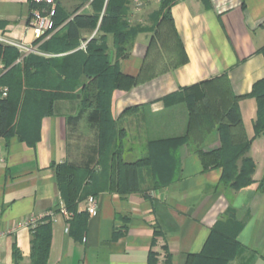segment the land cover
I'll list each match as a JSON object with an SVG mask.
<instances>
[{
    "label": "crops",
    "instance_id": "1",
    "mask_svg": "<svg viewBox=\"0 0 264 264\" xmlns=\"http://www.w3.org/2000/svg\"><path fill=\"white\" fill-rule=\"evenodd\" d=\"M34 1L0 0V42L23 54L26 52L19 44L44 54L28 25L32 11L38 9ZM81 2L54 0L55 7L60 5L70 13ZM128 6L130 16L132 0ZM80 10L89 12L92 6L87 2ZM172 16L187 60L173 66L167 49L149 51L151 33L140 32L129 56L120 60L121 72L137 76L148 64L157 74L130 89L117 88L112 96L115 128L124 130L125 135L124 160L152 154V165L126 177L124 189L119 188L117 171L109 178L104 170L92 183L101 187L96 194H89L98 199L99 208L96 215H88L83 236L71 233L72 218L61 210L66 202L55 164L67 162L100 173L98 113L83 108L80 96L61 98L55 100L53 112L41 119L35 143L21 140L17 134L10 138L0 135L3 264H16L15 247L18 263L31 264L34 227L29 221L35 218L39 224L45 217L52 220L47 264H149L151 253L157 259L155 264H166L168 253L170 264H186L188 254L202 250L212 227L226 219L230 210L235 211L239 227L227 225L241 246L228 264H264V184L260 185L264 181V131H255L258 101L252 94L257 85L264 89V0H230L226 6L213 0L209 7L202 0H178L172 6ZM99 33L97 29L84 30L83 37ZM107 35L114 59L113 35ZM223 74L236 95H245L238 105L247 136L252 139L247 156L255 162L253 181L239 189H218L222 167L204 169L199 153L190 151L186 143H161L181 137L187 130L188 105L184 100L175 101L174 95H184L201 81ZM220 146L214 128L202 148L212 151ZM88 196L78 202L79 212L86 211Z\"/></svg>",
    "mask_w": 264,
    "mask_h": 264
},
{
    "label": "trees",
    "instance_id": "2",
    "mask_svg": "<svg viewBox=\"0 0 264 264\" xmlns=\"http://www.w3.org/2000/svg\"><path fill=\"white\" fill-rule=\"evenodd\" d=\"M81 1V5L71 13L60 5L55 7L51 35H44L35 41L39 51L47 55L34 52L23 54L17 47L0 42V59L5 65V71L0 73L1 136L10 138L17 134L19 139L35 143L39 139L41 119L53 112L55 100L61 98L80 96L81 106L93 109L99 115L100 173L67 162L55 164L59 189L66 208L73 214L70 231L76 237L83 236L86 231L89 215L87 211H78V202L89 194L97 193L101 187L92 183L102 177L104 170L109 178L117 171L119 188L124 189L126 177L131 174L134 177L147 166L150 168L153 161L152 154L130 162L124 160V130L117 131L115 128L111 107L115 89H130L157 73L153 70L154 66L145 64L137 76L124 74L120 69V60L129 56L136 36L148 31L152 33L149 51H160L164 47L173 66L187 60L172 16V6L178 0H159L158 8L151 14L153 24L148 27L130 23V0ZM202 1L207 7L212 5L211 0ZM34 2V6L43 13L50 9L43 1ZM87 2L92 10L81 11L80 8ZM96 29L100 33L86 38V49L79 48L81 41L86 40L83 31ZM109 33L113 35L114 59L107 43ZM2 86L8 88L5 97L1 96ZM258 89L257 85L252 92L258 101L256 134L264 131V89ZM243 97L245 95L233 92L227 74L201 81L184 95L175 94V101L184 100L188 105L187 130L181 137L161 141L177 146L186 143L190 151L199 153L204 169L209 166L222 167L223 173L217 185L221 190L225 187L239 189L253 181L255 162L247 156L252 139L247 136L238 105ZM214 128L219 133L221 146L204 151L202 144ZM155 179L159 178L155 175ZM263 184L264 181L260 184L261 188ZM234 215L235 211L230 210L226 219L216 222L202 250L188 254L186 264H228L241 246L227 225L234 223L239 227ZM32 230L31 264H47L52 243V220L45 217ZM14 256L16 264H19L17 247L14 248ZM171 259L168 253L166 264H170ZM156 260L154 253H151L149 264H155Z\"/></svg>",
    "mask_w": 264,
    "mask_h": 264
},
{
    "label": "built area",
    "instance_id": "3",
    "mask_svg": "<svg viewBox=\"0 0 264 264\" xmlns=\"http://www.w3.org/2000/svg\"><path fill=\"white\" fill-rule=\"evenodd\" d=\"M37 2L45 1L49 4H51L50 9L46 12L43 13L39 9L33 10L31 13V19L28 23L29 27L33 29L35 36L38 38L42 37L45 35V37H49L51 35V31L54 27V19L53 16L55 14V4L54 0H36ZM145 0H132V3L134 4L135 7H140ZM132 4V5H133ZM50 31V32H49ZM88 39L84 40L81 42L79 48L81 49H86ZM21 48L24 49V51L27 53L32 52L33 48L28 47V46H23V45H18ZM25 53V54H26ZM5 71V65L4 63L0 60V73ZM2 90V97H5L7 95L8 88L6 86L1 87ZM98 208H99V201L94 195H89L87 198V204L85 210L90 214V215H96L98 213ZM61 210L63 213L67 216L68 219H71L73 214L70 212L67 208L66 205L63 204L61 207ZM29 224L32 225V227H36L38 224V220L35 218H32L29 221ZM1 234H0V243H1ZM0 264H3V262L0 259Z\"/></svg>",
    "mask_w": 264,
    "mask_h": 264
},
{
    "label": "rangeland",
    "instance_id": "4",
    "mask_svg": "<svg viewBox=\"0 0 264 264\" xmlns=\"http://www.w3.org/2000/svg\"><path fill=\"white\" fill-rule=\"evenodd\" d=\"M215 1H216L217 4L219 3L220 5H225L226 6L229 3L230 0H215ZM211 2H213V0H211ZM158 5H159V0H145L144 3L140 7H135L134 4H133L132 5L133 6V12H131L130 16H128L129 17V21L132 22L133 24H141V25H144V26H147V27L151 26L153 24V19L151 17V14H152V12L155 9L158 8ZM151 35H152V33H151ZM162 48H163V51H164L165 48L164 47H162ZM23 51H24V49H23ZM160 52H161V50H160ZM162 57L163 56L161 55V58ZM164 57H165L164 58V60H165L166 57H167V54H165ZM156 59L159 60L158 62H160V60H161L159 55L156 56Z\"/></svg>",
    "mask_w": 264,
    "mask_h": 264
}]
</instances>
